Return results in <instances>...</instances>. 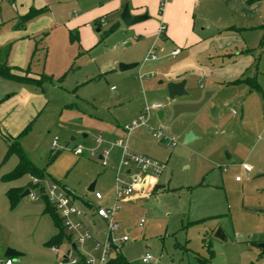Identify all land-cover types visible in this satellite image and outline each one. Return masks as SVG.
I'll list each match as a JSON object with an SVG mask.
<instances>
[{"label": "rangeland", "instance_id": "rangeland-1", "mask_svg": "<svg viewBox=\"0 0 264 264\" xmlns=\"http://www.w3.org/2000/svg\"><path fill=\"white\" fill-rule=\"evenodd\" d=\"M12 1L2 0L0 4L4 20L0 24L2 34L18 25L16 8L29 5L25 0L13 7ZM105 1L48 0L50 10L46 15L51 22L64 26L57 29L50 25L32 34L34 46L37 38L42 50L39 53L36 49L31 66L51 79L43 87L32 86L48 98V103L33 130L22 139L25 153L45 170L46 182H60L73 197L78 195L98 204L95 193L88 190L93 182L98 191L108 196L104 206H110V200L114 202L119 195L120 230L115 234L127 235L129 240L117 252L130 264H203V259L207 260L206 264H264L263 74L257 73L255 67L243 70L246 78L258 76L262 90L225 83L236 78L240 63L228 64L226 57L223 61L222 56H216L215 52L221 50L216 41L208 47L203 41L187 44L190 17L194 22L193 32L200 38L215 36L219 7L210 1L198 11L196 1H192L180 15L178 25V18L166 19L167 0L164 23L177 24L181 43L164 44L160 39L155 49L157 59L146 60L150 50L141 38L135 41L138 66L121 71V62L116 63V74L111 71L86 83L101 73V65L114 63L126 50L133 51L132 45H123L125 37L119 33L104 40H101L103 34L98 33L99 43L90 50L84 49L81 41L64 42L63 35H70L65 24L76 13L83 12L85 3L94 8ZM192 3L193 8L189 6ZM160 7L161 2L154 9L159 14ZM228 16L229 20L240 18L232 12ZM111 21L108 19L102 30ZM47 23L43 21L38 26ZM90 24L96 31L93 20ZM250 31H242L243 36L258 38L259 33L264 36V29ZM228 40L219 39V43ZM249 40L252 47L259 42ZM11 41L8 39L7 43ZM176 47L180 52L173 54ZM205 49L214 50L210 60L213 63L208 61V55L201 54ZM175 74H183L180 80L186 81L188 94L172 99L168 84L178 82L170 80ZM112 85L117 87L116 91L111 90ZM120 93L127 96L124 102L112 101ZM154 102H161L165 113L159 117L153 111L150 125L161 127L167 139L160 141L154 137L148 126L133 132L128 139L130 151L144 154L145 150L165 165L159 177L147 178V173L133 164L119 168L121 149L114 145L125 139L123 126L132 123L135 110L141 111ZM188 135H192L190 140H186ZM98 137L103 139L101 144L97 143ZM79 145L83 149L79 150ZM7 151L8 142L0 136V258L8 248H13L21 253L15 257L16 264H54L57 254L47 243L59 231L57 224L44 211L46 198L31 185L33 177L29 173L4 180L19 164V157L7 155ZM106 151L110 152L109 157ZM101 155L106 157L100 158ZM244 163L252 167L251 171L243 170ZM131 167L133 171L128 173ZM134 175L145 179L147 184L142 188L139 183L126 196L123 187L134 183ZM237 176L241 179L237 180ZM159 184L161 188L153 193ZM26 185L37 197L33 198L32 194L20 197L13 207L7 190ZM218 229L225 232L226 241L216 237ZM208 244L215 253L212 259ZM92 245L93 241L86 246L93 250ZM60 247L62 256L67 243L64 241ZM147 254L152 259L144 263L142 259Z\"/></svg>", "mask_w": 264, "mask_h": 264}, {"label": "crops", "instance_id": "crops-1", "mask_svg": "<svg viewBox=\"0 0 264 264\" xmlns=\"http://www.w3.org/2000/svg\"><path fill=\"white\" fill-rule=\"evenodd\" d=\"M1 1L2 0H0V4ZM23 1L25 2V0H13L12 6L17 7ZM28 1H29L28 2L29 5L27 8H16L19 14V18L27 14L31 10V8H36V9L47 8L46 12L50 10L48 6V0H34L33 4H31L32 0H28ZM125 1L126 0H107L105 2H100L94 8L91 7L92 4L85 3V5L82 7L83 12L81 14L76 13V15L73 18H71L67 22V24H65V26H67V28H69L70 30V35L69 37H67V33L66 35L65 34L63 35L64 42L66 43L70 40L81 41L84 49L90 50L93 48L94 45L96 46L99 43L98 33L103 34L101 40H104L110 35L113 36L119 33L120 35H124L125 37L122 40L123 45L125 46L132 45L131 48L133 49V51L126 50V52L123 55H121L119 58H117L114 63L112 62L108 65L107 64L101 65V67L99 68V71L101 73L96 76H93L86 83H90L96 80L97 78H99L100 75L111 71H114V74H116L115 73L117 71L115 67L116 63H120V62L126 64L136 63V62L138 63L139 55L136 54L137 47H135L136 45L135 41L138 42L140 41L141 38L144 39V42L147 45L146 49L149 50L153 46H156L157 48L158 41L160 39L164 40L165 42L164 44H166L167 42H172L175 45H177L176 42L181 43L177 37L178 29H179L177 24L173 23L172 26L170 24H168L167 26L164 23L165 12L163 13V11H165L167 4H168V8L166 10L168 11L166 13V19L170 18L171 20H173L174 18H178L177 23L179 25L180 15L185 11V7L188 6V3H191L192 1H196L197 3L196 8L199 11L202 8H204L207 4H209L210 1H214V3L219 7V11H218L219 18L217 24H215L216 27L215 29L217 30V33L215 34V36L213 35L214 37L212 36L211 38H203V39L200 38L201 36L193 32L194 22L192 21V17H190L187 28V31H189L190 38L187 41V44L191 42H193V44L194 43L198 44L200 41H203V43L206 42V44H208L207 45L208 47L210 43L213 45L214 43L213 41L218 42L219 44L218 47L221 50L219 52H215L216 56L219 57L222 56L223 61H224V57H226V61L228 62V64L231 63L236 64L239 62L241 65L238 68V73L236 75V78H233L232 80H228L225 83L235 84V85L245 84V85H249L250 90H262L260 82L257 79L258 76L257 75L253 77L247 76L246 78L243 70L250 69V67H255L257 73L263 74L264 76V42H262L264 37L263 33H259L258 38L255 35L254 37L248 38V36H243L242 31L251 30L250 32H252L254 29L261 28V31L263 32L264 29L263 0H168V3L165 4V6L162 9L160 8L161 11L160 14L156 12V10L154 9L157 8V5H159L161 0H127L128 1L127 4L129 5L131 14L139 15L146 13L149 16L148 19L133 24L131 26L125 25L120 16L123 8L125 7ZM189 6L193 8V3ZM0 11H2L1 5H0ZM46 12L36 17V19L34 18L28 24L26 23L24 27L20 25L21 22L20 19L18 25L16 24V28H14L13 31L9 33L6 32L3 34L0 33V63L7 62L8 65L12 68L11 72L16 75L26 76L33 79H40L41 77H43L42 84L38 85L33 83H22L0 76L1 78L5 79L3 81H0V136L3 137L5 140H7L8 148L11 141H13L18 135H20L28 125H31V129L25 135L29 134V132L33 130L36 120L42 115L43 111L47 107L48 98L45 95L40 94L34 87H32V86H35L36 88L43 87L45 81L51 79L50 76L37 71L36 68H32L31 66L32 60L34 59V54L36 53L35 52L36 49L38 50L37 52L39 53L42 50V48H39L40 41L37 38L35 39L36 45L34 46V39H33L34 36L32 34L38 33V31L46 27H49L50 25H54L55 28L57 29H59L61 26L64 25H61L59 22H55V21L51 22L52 20L50 17L46 15ZM231 12L235 15L239 14L240 18L238 19L233 18L229 20L228 15ZM155 18L157 19L160 18V19L157 20ZM108 19L112 20L111 23L108 24V26L104 28V30H102L104 23ZM92 20L96 24V31H94L93 28L91 27L90 21ZM43 21H47L48 23L42 26H38L40 22ZM2 23H4V20L0 13V24ZM162 24H165L166 27L163 32H160L159 30ZM113 25H116L115 29L109 34H106V31H108ZM225 38H228L229 40L224 44H220L219 39H225ZM251 38L252 41H254V43H257V41L259 40L258 44L257 45L255 44L256 45L255 47L249 46V41H250L249 39ZM8 39H12V41L10 43H7ZM198 39H199L198 42H194ZM9 44H12V47L9 57L7 58L2 48H5ZM177 48L180 49L179 47H176L174 49ZM213 52L214 50L205 49L201 51V54H203L204 56L208 55V61L210 63H213V61H210L214 56ZM182 75L183 74H178V75L175 74L173 75L174 77L173 76L170 77V80L180 82L181 81L180 76L182 77ZM6 79L8 81L13 82L14 85H10L11 83H8ZM237 79H244V80L250 79L252 80V82H254L255 79L260 89H252L250 84L247 82L235 83ZM114 86L115 85L111 86L112 91L117 90L116 86L113 89ZM126 97H127L126 95L120 93L116 98L114 97L115 100L112 98V101H115V103H122L124 102ZM78 98H81L79 94H78ZM141 111H139V109L137 108L135 110L134 113L135 117L133 119H136V117L140 115ZM161 111L163 112V115L159 116V113ZM164 113H165L164 109H162L157 112V115L159 117H163ZM126 125L123 126V129L126 134L125 139L119 140L123 144H119L118 141L114 145V147H118L121 149L119 163L123 155V146H126L129 149L128 139L130 135L133 132L137 131L138 129L147 127L146 125H141L135 128L131 132V134H128L127 131L125 130ZM25 135H23L20 139L21 146H22V139ZM143 153H144L143 155H147L145 150H143ZM100 158H103V155H101ZM127 172L130 173V168L127 169ZM145 182L146 181L144 180V184ZM47 183L48 182L45 181L44 185L40 186V185H34L31 181V185L36 186L40 190L42 195L44 193L43 191L47 188ZM16 187L25 188V190L26 189L32 190L31 187H29L28 185H26L25 187L24 186H16ZM142 188H144V186ZM160 188H161L160 184L157 185L153 193L159 191ZM95 190L98 191L96 188ZM75 195L76 194H74V196ZM103 195H104L103 199L99 200L98 204H96L90 199L80 198V196L78 195L75 196L76 204L78 205L77 201L80 203L78 207L82 211L81 218L88 226L92 228L95 236L99 239L103 238V231L105 230L106 224L103 221V219L96 214L95 209L99 205H104V202H106V200L108 199L107 198L108 196L106 194ZM43 196L46 197L45 195ZM112 203L113 201L110 200L109 205H111ZM117 220L119 221V211L117 213ZM57 227L58 230H60V227L58 225ZM58 233L59 231L53 234V236ZM263 244L264 242L262 243V248L264 252Z\"/></svg>", "mask_w": 264, "mask_h": 264}, {"label": "built area", "instance_id": "built-area-1", "mask_svg": "<svg viewBox=\"0 0 264 264\" xmlns=\"http://www.w3.org/2000/svg\"><path fill=\"white\" fill-rule=\"evenodd\" d=\"M167 0H161V9L165 6ZM165 24L160 26V32L165 30ZM156 46H153L148 53L146 60L156 59ZM180 49H174L173 54H178ZM115 86L113 87V89ZM164 108L161 102H154L151 105H147L140 115L132 121V123L125 126V130L128 134L141 126L146 125L150 128L152 135L159 140H166L164 130L161 127L151 126L150 120L152 117V112H158ZM103 139L101 137L97 138V143L101 144ZM119 144H123L119 141ZM55 145V143H54ZM84 146L79 145L78 149H83ZM110 152L106 151L105 155L109 157ZM103 157H106V156ZM135 165L138 169L147 173V178L151 175L159 177L164 170V163L150 156L138 154L130 151L126 146H123V155L119 164V168L122 166L129 167L130 165ZM243 169L246 172L251 171L252 167L244 163ZM130 173H132V167L130 168ZM32 182L34 185H44V179L32 176ZM134 183L129 186L123 187V193L126 196H130L134 191V186L145 185L144 180L140 178L139 175L133 176ZM241 177L238 176L237 180ZM119 181V179H118ZM120 183V181H119ZM118 190L121 191L120 184L118 185ZM43 195L47 197L49 202L55 208L59 218L62 221L63 228L65 231V236L60 243H54L51 245L54 252L57 254L56 264H110V261L115 258L118 249L121 244L129 240L127 235L117 237L116 231L120 230V223L117 220V213L120 210L119 195L114 200L110 206L99 205L96 207V214L103 219L105 222V230L103 231V238L99 239L95 236L92 228L88 226L84 220L81 218L82 211L75 202V197H73L70 191L57 181H50L47 183V188L43 191ZM95 196L98 200L103 199V193L99 191H94ZM33 198L37 197L36 193L30 192ZM67 243V249L63 252L61 256V245L63 242ZM93 241V250L89 249L86 245L88 242ZM152 259L151 254H147L143 257L142 261L148 263ZM0 264H16L15 257L5 256L0 258Z\"/></svg>", "mask_w": 264, "mask_h": 264}, {"label": "trees", "instance_id": "trees-1", "mask_svg": "<svg viewBox=\"0 0 264 264\" xmlns=\"http://www.w3.org/2000/svg\"><path fill=\"white\" fill-rule=\"evenodd\" d=\"M46 11H47V8H41V9L31 8V10L27 14L20 17V19H21L20 25L22 27H24L28 21L40 16L41 14H43ZM115 27H116V25H113L108 31H106V34H109L110 32H112L115 29ZM262 42H264V37H263ZM11 47H12V44H9L5 48H2L4 50L5 56L7 58L9 57ZM11 70H12V68L8 65L7 62L0 63V76L11 79V80H15L18 82H22V83H33V84H38V85L42 84L43 78L33 79L30 77H26V76H20V75L13 74L11 72ZM241 82L249 83L252 89H260V87H259V85L255 79H254V82H252V80H250V79H246V80L237 79L235 81V83H241ZM30 129H31V125H28L23 130V132L20 135H18L13 141H11V143L9 144L7 155L16 154V155H18L20 161H19V164L17 165V167L13 171H11L10 173H8L4 176V180H6V181L17 179L26 173L31 174V176H38L40 178H45V170L36 166L30 160V158L27 156V154L25 153V151L23 150V148L21 146V142H20L21 137L23 135H25ZM24 191H25V188H18V187L10 188L7 191L8 199L10 200V203L13 207L16 206L19 198L21 197V194ZM45 211L47 213L51 214V216L55 220L56 224L60 227L59 233L54 235L48 241L47 244L52 245L54 243H60L65 236L63 224H62V221L59 218L55 208L52 206V204L49 202V200L47 198H46ZM207 248H208V251L210 253L209 259H212L215 253L211 249L210 244L207 245ZM205 260L203 259V262H204L203 264H206ZM113 263L130 264L127 261V259L125 258V256L123 254L118 253V252H117L115 258L110 261V264H113Z\"/></svg>", "mask_w": 264, "mask_h": 264}, {"label": "water", "instance_id": "water-1", "mask_svg": "<svg viewBox=\"0 0 264 264\" xmlns=\"http://www.w3.org/2000/svg\"><path fill=\"white\" fill-rule=\"evenodd\" d=\"M121 19L124 22L125 25L127 26H131L133 24H136L138 22L144 21L146 19H148V14L144 13V14H139V15H133L131 14L129 5L126 4L125 7L123 8L122 12H121ZM139 63H130V64H126V63H120V70L121 71H125L128 69H132L136 66H138ZM168 92H169V96L170 98L174 99L177 96H182V95H186L188 94V91L186 90V81L182 80L180 82H170L168 84ZM215 111V109H213ZM216 112V111H215ZM163 112L161 111L159 113V116H162ZM192 137V135H188L186 140H190ZM96 188V182H93L90 187L88 188L89 191H95ZM31 192L30 189H26L22 194L21 197H24L26 195H29ZM216 237L226 241L228 239L227 235L225 234V232L222 229H218L216 232ZM264 247V244H263ZM6 256H13V257H17L20 256L21 253L16 251L13 248H8L5 252Z\"/></svg>", "mask_w": 264, "mask_h": 264}]
</instances>
